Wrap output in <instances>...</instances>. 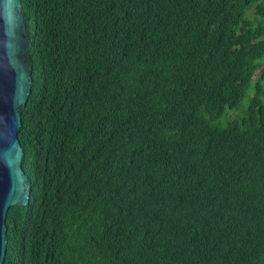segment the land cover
Masks as SVG:
<instances>
[{"label":"trees","instance_id":"trees-1","mask_svg":"<svg viewBox=\"0 0 264 264\" xmlns=\"http://www.w3.org/2000/svg\"><path fill=\"white\" fill-rule=\"evenodd\" d=\"M21 4L3 264H264V0Z\"/></svg>","mask_w":264,"mask_h":264},{"label":"water","instance_id":"water-1","mask_svg":"<svg viewBox=\"0 0 264 264\" xmlns=\"http://www.w3.org/2000/svg\"><path fill=\"white\" fill-rule=\"evenodd\" d=\"M29 46L21 0H0V264L6 255L8 210L30 200L18 137L19 106L26 104L31 93Z\"/></svg>","mask_w":264,"mask_h":264},{"label":"rangeland","instance_id":"rangeland-1","mask_svg":"<svg viewBox=\"0 0 264 264\" xmlns=\"http://www.w3.org/2000/svg\"><path fill=\"white\" fill-rule=\"evenodd\" d=\"M244 103V102H243ZM243 103L241 102V106L238 108H234V109H232L229 113H228V118L229 119H232V118H234L235 116H237L238 114H241L243 111H242V108L241 107H243L244 105H243ZM246 103V102H245Z\"/></svg>","mask_w":264,"mask_h":264}]
</instances>
